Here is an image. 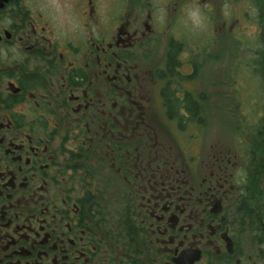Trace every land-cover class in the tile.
Listing matches in <instances>:
<instances>
[{"label": "flooded vegetation", "instance_id": "obj_1", "mask_svg": "<svg viewBox=\"0 0 264 264\" xmlns=\"http://www.w3.org/2000/svg\"><path fill=\"white\" fill-rule=\"evenodd\" d=\"M0 264H264V0H0Z\"/></svg>", "mask_w": 264, "mask_h": 264}, {"label": "rangeland", "instance_id": "obj_2", "mask_svg": "<svg viewBox=\"0 0 264 264\" xmlns=\"http://www.w3.org/2000/svg\"><path fill=\"white\" fill-rule=\"evenodd\" d=\"M215 2L218 6H220L223 3V0H215ZM240 4L242 5V3H239L237 1V3L234 5V2H233L232 5L234 7V10L236 9L235 8L236 5L239 6ZM190 16H191L190 22H187L183 25L185 28L189 30L190 33H192V31H195L198 33L199 40L201 42L200 47L203 49H208L210 47L209 42L212 40V38L210 37V32H212L213 26L217 27V31H216L217 39H216V46H215L216 54H217L216 55L217 69L215 68L217 71V78L218 80L224 79L222 76V69L224 68L225 64H228L229 66H231L232 67L231 68L232 77L230 79L231 81L237 80L236 83L234 84L236 85V89L233 95L241 99V92L236 91V90H240L238 86L240 85L243 86L246 84L244 82L245 80L242 79L243 72L241 71L242 69L241 58L243 54L248 53L249 63L250 64L258 63V58H256V51L260 48V45H259L260 42L258 40V31H259L258 25L255 23H251V22H246V23L244 22L240 24L239 26L234 24V28H235V25L237 26L238 29L241 28V30H238L239 33L241 34L236 36L235 31L233 32V34H229L228 32L225 33L226 32L225 27L227 28V26H224L220 23H217L216 25L214 24L210 25L209 23H205L203 19H200L199 17H197V15L193 16L192 14H190ZM227 53L229 55L232 54L230 56L231 61H228V62L226 61ZM205 56L207 60L209 57V54H205ZM250 73L255 74L252 71H250ZM248 80L250 81L252 80V78H249ZM249 85L251 84H248L247 86ZM221 108H222L221 105H218L219 111H223V109ZM216 122H217L216 127L218 131H220L221 129L224 131L232 127L237 128L240 126L238 121L234 118L229 119V120L217 119Z\"/></svg>", "mask_w": 264, "mask_h": 264}, {"label": "trees", "instance_id": "obj_3", "mask_svg": "<svg viewBox=\"0 0 264 264\" xmlns=\"http://www.w3.org/2000/svg\"><path fill=\"white\" fill-rule=\"evenodd\" d=\"M258 40H259V42H261V34H258ZM257 60V59H256ZM255 60V61H256Z\"/></svg>", "mask_w": 264, "mask_h": 264}]
</instances>
